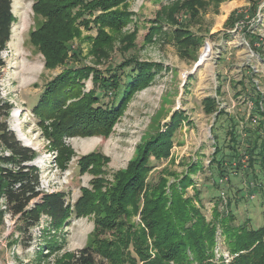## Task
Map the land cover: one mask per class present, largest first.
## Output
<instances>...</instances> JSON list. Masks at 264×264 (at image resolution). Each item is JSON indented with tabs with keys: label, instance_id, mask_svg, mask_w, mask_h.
Returning <instances> with one entry per match:
<instances>
[{
	"label": "trees",
	"instance_id": "trees-1",
	"mask_svg": "<svg viewBox=\"0 0 264 264\" xmlns=\"http://www.w3.org/2000/svg\"><path fill=\"white\" fill-rule=\"evenodd\" d=\"M130 1L133 0H38L33 11L44 22L30 33V41L43 54L45 67L54 69L65 65L72 51L71 44L81 36L82 27L95 28L94 55L99 65L111 59L115 49V41L106 30L120 33L133 22L134 15L127 9ZM198 7H205V2L175 0L164 7L150 29V41L157 35L166 36L163 23L181 24L170 36L183 55L190 48L194 53L198 51L200 39L186 32L199 21ZM14 21L13 0H0V81L6 67L2 52L11 40ZM134 37L135 33L128 37L129 46L120 50V54L134 49ZM254 51L264 59V42L260 50L254 48ZM78 57L79 54H73V58ZM160 68L158 64L143 63L132 57L105 69L95 65L69 67L47 84L34 112L52 149L57 152L55 159L59 167L66 169L74 156L73 150L63 142L65 137L108 136L135 93L150 86ZM88 80L92 82V89L86 92ZM252 91L254 95L249 99L255 108L250 119L255 117L259 125L252 126L251 121L244 120V115V125L239 131V121L230 116L229 140L225 142H221L214 128L222 117L229 115L219 111L213 99L205 100L206 113H217L212 128L215 151L208 168L220 178L244 174L250 185L256 184L259 190L262 187L259 175L264 173V95L256 86ZM105 97L108 102L104 101ZM12 108L0 92V203L3 200L6 207L0 208V220L9 213L17 218L19 229L29 233L46 216L50 225L45 230L48 236L50 229L60 230L73 217H93L95 228L88 243L76 254L75 261V254H66L62 258L66 260L64 264H264V224L255 228L250 226L249 218L236 222L239 218L229 210L232 205L229 200L227 214H220V204L216 202L214 219L207 222L200 190L194 188L193 195L188 196V188L194 184L191 174L173 185L170 194L164 177L158 181L150 179L154 167L151 157L160 161L170 156L172 136L181 113L172 115V126L165 132L159 131L139 145L135 158L127 168L116 172L112 180L103 169L109 162L108 157L95 152L82 156L78 162L80 172L90 171L96 178L92 187L83 188L81 197L71 204L64 192L40 190V170L31 165L38 157L37 152L22 145L8 127ZM227 147L229 153H224ZM201 166L193 164L191 173L202 169ZM213 183L219 186V178ZM136 216L139 222L134 221ZM218 228L222 230L228 251L236 255L229 263L222 259L214 261ZM53 237L45 246L50 253L61 248ZM48 256H40L39 261Z\"/></svg>",
	"mask_w": 264,
	"mask_h": 264
},
{
	"label": "rangeland",
	"instance_id": "rangeland-1",
	"mask_svg": "<svg viewBox=\"0 0 264 264\" xmlns=\"http://www.w3.org/2000/svg\"><path fill=\"white\" fill-rule=\"evenodd\" d=\"M37 1L13 0L15 21L11 40L2 52L6 67L0 81V92L13 107L8 127L26 146L17 132L21 128L31 142L27 147L38 154L31 165L40 170V190L43 193L64 192L71 204L76 203L82 189H90L96 178L90 171L80 172L78 162L82 156L95 152L108 157L109 162L103 169L106 177L112 180L116 172L127 168L135 158L139 145L172 126L171 117L176 112L181 113L182 118L172 136L170 156L160 161L151 157L154 167L150 179L158 181L164 177L170 194L173 185H178L191 174L195 185L188 188V196L193 195L194 188L200 190L207 222L213 221L215 204L219 202L220 214L226 215L231 210L239 218L236 222L249 218L250 226L255 228L264 224V173L259 175L262 187L258 190L256 184L250 185L244 174L220 178L217 172L211 174L208 168L215 151L212 128L217 113L207 114L204 103L206 99H213L218 110L229 115L222 117L214 128L221 142L229 140L230 116L239 121V131L244 125V115V120L251 121L252 126L259 125L255 117L250 119L255 107L249 97L254 95V86L264 95V59L254 51V48L260 50L264 42V0H203L205 7H198L199 21L186 31L200 39L201 46L195 53L190 48L184 55L170 36L181 24L171 26L163 23L166 36L157 35L150 41V29L159 12L175 0H133L128 2L127 8L134 15L133 22L120 33L106 30L115 41L111 59L96 65L94 39L97 31L82 27L81 36L71 44L72 51L65 65L54 69L45 67L43 54L30 41V33L44 22L33 11ZM132 33H135L134 49L120 54V50L129 46L128 37ZM75 53L79 54L78 59L73 58ZM132 57L143 63L160 65L155 80L135 93L108 136L65 137L63 142L73 150L74 156L66 169H61L55 159L57 152L52 149L42 131L40 118L34 112L46 85L69 67L78 69L95 65L105 69L109 65L118 66ZM91 89L92 82L88 80L85 91ZM108 100L104 98V101ZM16 111L22 115L21 118H14ZM224 153H229L228 147ZM197 163L202 165V169L191 173V166ZM218 178L219 186L216 187L213 182ZM228 200L232 203L229 210L226 208ZM201 205L196 203L199 208ZM0 208L4 209L3 200ZM134 221L139 222V216ZM49 226L48 218L42 216L40 224L25 233L19 229L17 218L4 214L3 221L0 220V264H64L66 260L62 258L66 254H75V261L76 254L88 243L95 222L91 216L73 217L60 230L50 229L46 236L45 230ZM51 236L58 240L61 248L50 253L45 246ZM216 236L214 261L231 262L236 255L228 251L220 228ZM26 244L29 247L25 248ZM45 254L49 256L39 261V257Z\"/></svg>",
	"mask_w": 264,
	"mask_h": 264
},
{
	"label": "bare ground",
	"instance_id": "bare-ground-1",
	"mask_svg": "<svg viewBox=\"0 0 264 264\" xmlns=\"http://www.w3.org/2000/svg\"><path fill=\"white\" fill-rule=\"evenodd\" d=\"M17 114H15L14 118H21L22 115L19 114V111H16ZM18 135L21 138V140L25 143L26 146H31V142L25 137V135L23 134V131L21 130V128L17 129Z\"/></svg>",
	"mask_w": 264,
	"mask_h": 264
},
{
	"label": "built area",
	"instance_id": "built-area-1",
	"mask_svg": "<svg viewBox=\"0 0 264 264\" xmlns=\"http://www.w3.org/2000/svg\"><path fill=\"white\" fill-rule=\"evenodd\" d=\"M4 209H6V207H5V206H4ZM8 215H10V216H11V214H9V213H8ZM11 217H12V216H11Z\"/></svg>",
	"mask_w": 264,
	"mask_h": 264
}]
</instances>
